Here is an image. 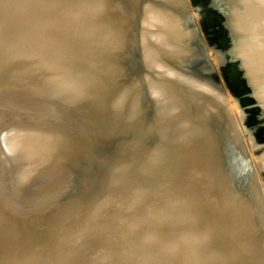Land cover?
Listing matches in <instances>:
<instances>
[{
	"label": "water",
	"instance_id": "obj_1",
	"mask_svg": "<svg viewBox=\"0 0 264 264\" xmlns=\"http://www.w3.org/2000/svg\"><path fill=\"white\" fill-rule=\"evenodd\" d=\"M0 264H264V0H0Z\"/></svg>",
	"mask_w": 264,
	"mask_h": 264
}]
</instances>
